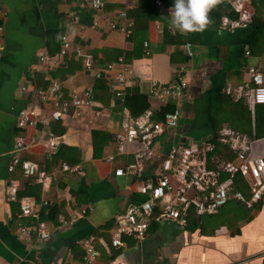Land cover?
<instances>
[{
	"label": "crops",
	"instance_id": "1",
	"mask_svg": "<svg viewBox=\"0 0 264 264\" xmlns=\"http://www.w3.org/2000/svg\"><path fill=\"white\" fill-rule=\"evenodd\" d=\"M103 1L106 15L113 17L119 9H136L142 0ZM153 1L156 9L168 15L170 8L165 9L162 0ZM255 1L259 6L262 0ZM156 2L162 7H157ZM0 10L6 14L1 19L4 33L0 55V264H80L82 245L90 238H95L99 252L94 264H264V196L252 210L230 201L213 215L214 218H194L186 227L171 222L151 223L143 240L123 236V247L113 248L111 233L115 218L127 205L145 200L136 192V185L154 177L157 163L136 177H116L115 171L129 164L132 158L126 156L115 163L106 162L108 156L115 154L113 138L120 131L124 116L129 114L136 118L124 105L125 96L134 93L145 96L148 108L138 116L151 111L156 120H161L169 111L166 107L172 111L174 106L150 100L148 82L168 84L180 67L185 68L189 84L179 102L178 128L166 132L153 147L163 157L174 145L214 139L220 119L210 117L212 95L218 105L214 96L223 95L226 84L236 86L247 80L249 67L257 68L264 76V43L253 41L254 29L249 26L234 34L218 35L217 21L209 19L211 22L204 31L181 34L169 24V16L165 22L157 21L162 26L161 32L156 31L155 22L149 28L147 41L142 44L143 56L127 64L133 74L121 102L115 96L120 90L115 79L119 70L117 64L123 57L117 63L102 65L98 63L103 60L102 55L99 54L96 61L92 52L104 49L132 52L134 44L129 41L130 37L126 39L107 30L102 21L93 26L96 16L90 8V0H0ZM249 12L251 21L255 13L252 4ZM165 33L169 34L170 43L164 42ZM62 35L69 36L71 51L61 58L57 67L46 71L37 56L41 52L58 55ZM144 43L148 44V58H144ZM185 44L191 45L192 58L183 53ZM76 50L91 56L95 71L110 64L116 66L96 80L95 71H85ZM50 79L59 80L66 95L92 86L94 101L101 106L96 109L99 114L94 119L84 114L81 118L50 122L37 129L18 130V112L37 104L36 91L44 89ZM249 113L250 137L256 138L255 111ZM221 124L219 128L229 127L228 123ZM93 131L111 135L100 159L92 156ZM48 133L66 137L60 158L45 153L43 144ZM20 136L26 144V149L19 154L20 159L33 162L54 175L46 191L34 180L24 177L20 170L11 175L7 172ZM71 160L74 165L70 164ZM62 164L78 167L81 173L62 172ZM13 182L18 187L15 202L7 195ZM239 189L246 192L243 186ZM21 199H31L38 205L40 220L52 231L49 242L32 247L19 237V228L33 222L31 218L20 216Z\"/></svg>",
	"mask_w": 264,
	"mask_h": 264
},
{
	"label": "built area",
	"instance_id": "2",
	"mask_svg": "<svg viewBox=\"0 0 264 264\" xmlns=\"http://www.w3.org/2000/svg\"><path fill=\"white\" fill-rule=\"evenodd\" d=\"M237 18L223 16L217 21L218 35L234 34L245 30L250 25L251 0H227ZM157 7L162 4L156 2ZM90 8L95 13L93 26L100 21L111 32H117L128 39L133 32L134 22L128 17V8L114 12L113 17L105 13L103 0H90ZM5 13L0 10V55L1 39L4 25L1 21ZM156 31L161 32L160 23L155 24ZM61 49L58 55L50 56L45 52L38 54V62L50 71L57 67L61 58L71 51L68 35L60 38ZM183 53L193 57L191 45L182 46ZM76 56L83 58V67L87 72H94V61L90 56L76 50ZM249 56V53H245ZM150 56L148 44L144 43V58ZM119 70L115 85L120 90L116 98L123 102L124 89L132 78V70L123 60H119ZM116 65H107L103 70L96 69L94 79L98 80L105 71H111ZM175 78L168 84L149 80L147 96L150 100L163 106H174L166 112L161 120H156L151 111L132 118L126 114L121 121L120 131L115 134L113 143L115 154L108 156L106 162L115 163L118 159L130 156L131 162L115 171L116 177H136L150 166L157 163L153 178L142 180L136 185V192L145 197L140 204H129L115 218L112 230L111 246L123 247L122 237L130 236L137 241L143 240L151 223H175L181 227L188 225L190 218H201L216 215L230 201H235L244 208L252 210L264 196V138L256 139L246 134L237 133L228 126L220 128L214 139L204 142H193L190 145L178 144L160 157L154 149L157 142L166 132L178 128L181 118L179 102L188 89V77L184 67L174 71ZM247 80L233 86L226 84L222 94L232 102H242L254 113L257 106H264V76L255 67L246 69ZM92 86L83 91H71L67 95L62 83L50 79L46 89L36 91L37 104L30 109L20 110L16 118V127L20 131L48 126L50 122H61L81 118L84 114L92 119L98 115L101 106L94 101ZM46 113H45V112ZM65 136L48 133L43 147L48 156L56 154L64 144ZM15 155L11 158L7 172L11 175L20 170L24 177L34 180L44 191L53 181V174H48L33 162L23 161L19 154L26 149L23 137L15 142ZM60 170L65 173H81L78 167L62 164ZM246 188V192L239 189ZM15 182L7 190L8 199L17 201ZM20 216L31 218V225L18 230L19 237L34 247L49 242L52 231L48 224L41 221L38 205L31 199H21ZM46 205V202L43 203ZM106 248V245L99 241ZM83 256L80 264H94L99 257L95 247V238L83 243Z\"/></svg>",
	"mask_w": 264,
	"mask_h": 264
},
{
	"label": "trees",
	"instance_id": "3",
	"mask_svg": "<svg viewBox=\"0 0 264 264\" xmlns=\"http://www.w3.org/2000/svg\"><path fill=\"white\" fill-rule=\"evenodd\" d=\"M164 4V8L168 9L172 6V0H162ZM251 4L255 10V13L251 17V21L249 25L252 29L255 30L256 35L253 38V41L263 42L264 43V19L262 18V11L264 9V0L256 5L255 0H251ZM128 17L134 22V29L132 35L129 38L134 44V49L132 52H122L121 50H108L104 49L101 51L92 52V58L96 59L99 54L102 55L103 60L99 61L102 65H105L110 62L117 63L119 58L123 60L125 64L131 63L137 56L142 57V44L147 41L149 28L153 27L154 23L157 21L165 22L168 18L167 13L164 10L156 9L155 1L142 0L139 3V6L136 9L128 10ZM209 19H212L214 22L219 21L223 16H228L231 19L237 18V15L234 14L226 0H216L214 6L208 13ZM166 38L164 42L170 43L168 39L169 34L164 35ZM254 43V44H255ZM52 55V54H50ZM91 57V56H90ZM83 61V58H81ZM48 86V85H47ZM46 86V87H47ZM44 86V89H46ZM218 103H215V100L212 95V104L210 107V117L212 120L216 118L220 119V123L217 122L216 131L219 128L221 123H228L229 127L237 132L242 134H247L251 136V115L244 106L242 102L234 103L229 100L227 97L221 94H216L214 96ZM220 104V105H219ZM124 105L129 108L133 117H137L138 114L142 113L145 109L148 108V104L146 103V98L143 95L138 93H134L132 95L125 96ZM138 109H136V108ZM226 107V108H225ZM264 106H257L255 109V136L256 139L264 138V112H260L261 108ZM167 110H171L166 107ZM166 110V111H167ZM218 119V121H219ZM215 122V121H214ZM92 140V150H93V159L102 158L104 148L110 143L111 135L106 132L101 131H93L91 134ZM64 148L62 146L58 149L56 153V158H60ZM74 161L71 160L70 164L74 165ZM243 190V189H241ZM208 218L212 219L214 216H208ZM201 219V218H200ZM194 218H190L188 223H191ZM194 223V222H193ZM198 223V222H196ZM217 224V223H215ZM204 225H201V227Z\"/></svg>",
	"mask_w": 264,
	"mask_h": 264
},
{
	"label": "clouds",
	"instance_id": "4",
	"mask_svg": "<svg viewBox=\"0 0 264 264\" xmlns=\"http://www.w3.org/2000/svg\"><path fill=\"white\" fill-rule=\"evenodd\" d=\"M215 0H172L169 24L181 34L204 31Z\"/></svg>",
	"mask_w": 264,
	"mask_h": 264
},
{
	"label": "rangeland",
	"instance_id": "5",
	"mask_svg": "<svg viewBox=\"0 0 264 264\" xmlns=\"http://www.w3.org/2000/svg\"><path fill=\"white\" fill-rule=\"evenodd\" d=\"M262 109H264V107H262Z\"/></svg>",
	"mask_w": 264,
	"mask_h": 264
}]
</instances>
